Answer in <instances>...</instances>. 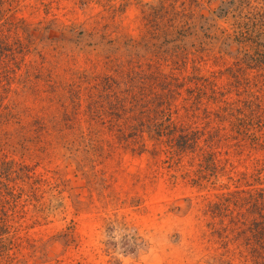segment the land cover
<instances>
[{"label": "rangeland", "instance_id": "374dc122", "mask_svg": "<svg viewBox=\"0 0 264 264\" xmlns=\"http://www.w3.org/2000/svg\"><path fill=\"white\" fill-rule=\"evenodd\" d=\"M10 1L0 11L15 27L1 26L0 38L20 71L2 129L25 139V163L53 186L29 206L18 264H254L247 254L261 250L264 220L245 199L264 189V62L245 69L229 39L239 15L264 30V0H191L199 7L187 19L185 0ZM185 56L223 58L185 71ZM228 68L242 70L239 86L211 77ZM193 75L210 77L228 103L186 115ZM163 110L184 129L220 132L168 163L146 133ZM240 121L250 122L245 135L232 132ZM202 154L223 168L215 186L191 184ZM238 191L237 204L218 199Z\"/></svg>", "mask_w": 264, "mask_h": 264}, {"label": "trees", "instance_id": "16d2710c", "mask_svg": "<svg viewBox=\"0 0 264 264\" xmlns=\"http://www.w3.org/2000/svg\"><path fill=\"white\" fill-rule=\"evenodd\" d=\"M3 1L0 0V8ZM6 1L11 3L10 0ZM184 6L185 19H187L199 7V4L196 1L185 0ZM10 10L8 9L9 12ZM1 26L15 27V24L10 21H3L0 11ZM230 37L229 43L236 45L235 58H238V61L244 64L245 69L259 68L264 62V41L261 40L262 38L264 39V30L259 26L255 18L243 15L236 16L235 30ZM15 53V50L7 44L6 40L0 38V264L19 263L17 253L22 240L20 233L27 228L29 206L36 208L40 204L44 193L53 189L52 184L49 183L43 174L38 172V165L25 163L23 158L26 152L25 139L15 140L2 129L3 125L8 124L15 117L13 108L5 103L9 97L10 86L17 80V74L20 71V63L17 60L19 56H15ZM222 58L218 56L212 60H205V56H185V71L188 68L197 71L201 65H206L208 62L217 63ZM240 71L242 70L238 68L235 72L229 68L218 70L211 72V77L228 75L234 79V82L231 81L224 86L237 87L240 85L238 78L240 76L236 74ZM185 79L188 84L194 85V87H189L185 90L187 95L185 97L186 115L190 112L198 111L201 106H204L203 110L207 111L205 103L206 105H219L227 102L224 98L225 93L214 89L215 85L210 77L193 75ZM172 113L166 114L164 110L159 111L157 117L146 127V133L160 144L161 151L166 156V162L168 163L178 164L177 161L184 153L185 156L195 153L200 140L203 139L202 136L208 134V138L205 139L211 142L220 132L216 127L215 132L206 133L205 125L209 124L206 123L202 128H199L197 122L186 124L184 129L172 121ZM220 114L214 113L213 115L219 121L226 119L225 117L220 118ZM190 118L197 121V116L194 114H191ZM249 123L244 121H240L237 125L232 123V132L245 135ZM253 140L256 143L257 140L252 139V142ZM199 151L203 152V149L201 148ZM17 154L18 156H16ZM210 161L211 159L203 155L202 163H206V165L200 163L197 166V170L192 173L191 184L193 186L200 187L203 183L215 184L216 176L222 173L223 168L218 169L220 166L216 164L210 165ZM212 168L214 169L212 173L215 175L211 178L210 174H207V169L211 171ZM260 173L262 171L258 170L255 176L259 178ZM242 193L238 191L233 193V195L232 193L220 195L218 199L222 203H230L233 199H236L234 201L237 204L240 201L238 195L241 196ZM246 193L247 198L245 200L248 202L247 205H250L246 213L257 214L261 220H264V189H259L255 194L249 190ZM241 206L243 207V205ZM227 209L228 207L224 209V216H227ZM256 227L258 226L256 225ZM262 229L264 233V227ZM258 243L261 245V250L251 249L247 254L248 256L250 254L254 264H257L256 260L264 256V239L262 241L259 240Z\"/></svg>", "mask_w": 264, "mask_h": 264}]
</instances>
